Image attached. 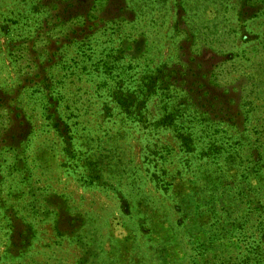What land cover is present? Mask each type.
I'll return each mask as SVG.
<instances>
[{"label": "rangeland", "instance_id": "obj_1", "mask_svg": "<svg viewBox=\"0 0 264 264\" xmlns=\"http://www.w3.org/2000/svg\"><path fill=\"white\" fill-rule=\"evenodd\" d=\"M0 264H264V0H0Z\"/></svg>", "mask_w": 264, "mask_h": 264}]
</instances>
